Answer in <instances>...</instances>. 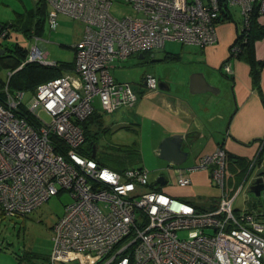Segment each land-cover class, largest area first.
<instances>
[{
	"label": "built area",
	"instance_id": "obj_1",
	"mask_svg": "<svg viewBox=\"0 0 264 264\" xmlns=\"http://www.w3.org/2000/svg\"><path fill=\"white\" fill-rule=\"evenodd\" d=\"M44 1L50 29H56L59 14L82 22L84 28L74 45L71 71L39 83L27 99L25 91H10L4 85L2 214L25 216L53 195L68 193L71 201L52 225L48 264H264V212L253 207L248 196L234 208L245 182L238 183L230 195L226 192L223 147L200 154L189 168L211 167L210 182L221 191L214 208L199 210L157 189L144 167L119 171L84 154L85 133L80 125L97 110L95 99L105 113L136 101L130 82L114 78L115 60L161 48L167 40L212 45L221 13L238 8L241 37L231 44L221 64V70L230 74L249 18L253 12L264 14V0H124L137 14L121 18L112 15L111 0ZM42 44L35 43L19 67L26 61L55 64L46 60ZM142 82L149 90L158 89L152 73L146 72ZM255 164L256 157L248 170ZM173 168L178 185L188 186L189 176ZM179 230H186L187 236L179 237Z\"/></svg>",
	"mask_w": 264,
	"mask_h": 264
},
{
	"label": "crops",
	"instance_id": "obj_2",
	"mask_svg": "<svg viewBox=\"0 0 264 264\" xmlns=\"http://www.w3.org/2000/svg\"><path fill=\"white\" fill-rule=\"evenodd\" d=\"M0 4L3 6L0 8L3 9L2 12L12 11L20 20H28L27 24L15 27L18 29L25 27L27 30L25 34L31 37L33 43L42 41L46 60H49L44 44L46 40L42 38L48 12L45 1L0 0ZM58 17L61 21H66L68 16L59 14ZM4 20L0 19V23L7 22ZM75 21L73 43L69 45L72 56L61 60L72 62L73 67L74 45L80 39L84 28L82 22ZM255 21L257 26L264 28V14L257 15ZM241 26L242 19L238 8L229 11L225 9L216 24L217 41L214 44L199 47L167 40L176 41L179 46L175 50H169L166 48V41L161 48L138 53L137 62L144 64L145 69L140 73L141 85L136 91L137 99L134 104L119 108L115 121H110L117 123L118 118L119 124L130 126L129 129L132 126L137 127L133 132L137 139L133 143L140 148L141 162L138 166L149 171L160 172L159 168L166 165V162L157 155L160 140L168 135L182 134L183 146L189 151V156L183 164L174 167H179L189 176L190 184L178 185L174 168L167 171L169 181L166 185L155 186L154 182L151 184L172 197L189 201L199 210L214 208L221 191L210 182L211 167L207 170H189L197 156L212 152L216 147H223L226 150V170L229 168L230 171L225 177V190L230 195L233 186L239 181L230 172H244L242 162L250 160L258 149L259 140L264 138V35L253 40L249 56L259 69L258 83L253 81L246 51L232 58L230 74L221 70V64L227 60L229 48L241 32ZM73 67L63 72L71 71ZM146 72L155 74L159 78L158 82L167 86L169 91L159 87L157 90L147 89L142 82ZM112 74L116 80H120L119 59L113 62ZM200 74L215 86V93L204 89V80ZM169 96H173V101ZM96 111L101 113L99 109ZM188 142L191 143V147L187 146ZM196 184L211 185L212 188L206 194L196 195ZM49 254L45 263H35L27 255L10 250L4 241H0V264H48Z\"/></svg>",
	"mask_w": 264,
	"mask_h": 264
},
{
	"label": "rangeland",
	"instance_id": "obj_3",
	"mask_svg": "<svg viewBox=\"0 0 264 264\" xmlns=\"http://www.w3.org/2000/svg\"><path fill=\"white\" fill-rule=\"evenodd\" d=\"M111 1L112 4L110 11L115 17L121 18L125 15L137 14L130 3L125 2L124 0ZM2 7L3 6H0V8ZM2 11L3 9H0V19H5L4 21H7V23H13V25L8 26V34L1 38L3 43L7 44L9 48H15L18 44L20 47L27 50V54L28 52L30 53V49L34 45L33 40H31L30 36L25 34L27 32L25 27L22 29L15 27L18 25L21 26L23 24H27L28 20H20L18 15L12 11ZM21 15L24 17L26 16L25 14ZM74 23H76L75 19L69 16L66 17V21H61L58 17V25L56 29L52 30L49 28V22L46 19L42 38L46 40L44 44L46 51H48L47 58L49 60L61 61L69 59L72 56V49L69 45L73 43L72 39L74 35ZM165 44L166 48L169 50H175L179 46V43L176 41H167ZM137 54L138 53H134L124 59H119V79L121 81L126 80L130 82L135 91H138V86L141 85L140 73L145 69L144 64L142 65L137 62L139 61ZM8 72L9 71L7 69H3L0 72V75L4 78H7ZM156 78L159 81L157 76ZM29 96L30 93L26 92L25 98L27 99ZM95 100L96 108L100 110V104L97 99ZM115 112L105 113L101 111L102 116L100 124L98 127L95 125L92 128L93 130H97V133H95V137L93 138L96 141L95 158L103 165L111 168H121L132 165L138 166L141 162L140 148L133 143L134 140L137 139L136 134L133 133L137 127L132 126L131 129L134 130H131L129 129L130 126L125 127L124 125L119 124L118 118L116 120L117 123H110L111 120L114 122L115 117H117L118 112ZM84 143L85 144H83V146H85L86 143L88 145L89 141H85ZM145 143L147 146V142ZM145 152H147V150ZM146 157H148V155ZM247 170L248 168H246L242 173H234V171L230 172L233 174V177L239 179L237 184L243 179L245 182L241 193L234 203V208L241 207L243 205V200H245L247 196L251 200L253 198L252 193L248 190V183L249 178L256 171V166L252 169L249 177L245 180L244 177ZM229 171V168H227V170H225L226 174H228ZM158 173L159 171H149V181L154 182L158 176ZM235 185L233 186V189ZM210 188H212L211 185L207 186L205 184H196L195 194H206ZM70 201L71 198L65 191L60 192L57 195H53L47 201L25 216L1 214L0 241H4L5 246H8L10 250L27 255V257L32 259V261L35 263H45L47 255L50 253L52 248V225L57 220V218L62 215L65 204L69 203ZM178 236L185 238L187 236V231L179 230Z\"/></svg>",
	"mask_w": 264,
	"mask_h": 264
},
{
	"label": "trees",
	"instance_id": "obj_4",
	"mask_svg": "<svg viewBox=\"0 0 264 264\" xmlns=\"http://www.w3.org/2000/svg\"><path fill=\"white\" fill-rule=\"evenodd\" d=\"M257 15L258 14L256 12H253L249 18V27L247 28L246 34L244 36V41H241V50L239 53L240 55L246 51L248 57L247 59L251 64V75L255 83H258L259 69L255 66L253 58L249 57L252 51L251 45L254 39L260 37L261 35H264V28H261L256 24L255 19ZM1 24L2 27L0 28V33L6 31V36L8 34V26L13 25V23L3 22ZM239 36L241 37V35ZM0 47L5 49V52L3 54H0V72L3 69L11 71V74L7 76V78H4L0 75V100H4L3 88L6 84L10 91L22 90L25 92H34L39 83L51 79L53 77L59 76L63 73V70L71 69L73 67L72 62L67 61H55V64L53 65L43 64L39 61H26L22 64L21 67H19V65L26 59L27 50L20 47L18 44L15 48H9L8 45L4 44L1 39ZM25 114L28 120L31 122V115L26 112ZM100 116L101 113L94 111L84 121L80 122V125L85 133V141H89L88 145L86 143V145L81 148V151L89 156L91 155L92 144H96V141L93 138L95 137V133H97V130H93L92 128L95 125L98 127L101 122ZM248 162H242V170L245 171ZM129 167L142 166L132 165L124 166L121 168L112 167V169L122 171ZM1 214L2 212L0 211V215Z\"/></svg>",
	"mask_w": 264,
	"mask_h": 264
},
{
	"label": "water",
	"instance_id": "obj_5",
	"mask_svg": "<svg viewBox=\"0 0 264 264\" xmlns=\"http://www.w3.org/2000/svg\"><path fill=\"white\" fill-rule=\"evenodd\" d=\"M1 27L2 24L0 23V28ZM4 52L5 49L0 47V54H3ZM202 78L204 80L203 81L204 89L215 93V86L210 84L208 81H206L203 75ZM158 87L164 91L167 92L169 91V88L165 85L163 86L161 82L158 83ZM169 97L173 101V96H169ZM183 140H184V136L182 134L168 135L160 140L158 144L157 155L166 162V165L159 168L160 172L158 177L154 181V185L157 186L166 185L169 181V178L167 176V171L170 168H173L174 166H179L183 164L187 160L189 156V151L184 149L182 142ZM187 146L191 147V143L188 142ZM95 155H96V146L95 144H92L91 156L95 157ZM262 175H264V170L258 171L257 173H255V176L251 179L250 183L248 184L249 185L248 190L253 195L252 198L253 206L258 211L261 210L264 211V207H262L260 204H257V201H259L258 199H260V201H262V205H264V177H262ZM253 199H255L256 202Z\"/></svg>",
	"mask_w": 264,
	"mask_h": 264
},
{
	"label": "flooded vegetation",
	"instance_id": "obj_6",
	"mask_svg": "<svg viewBox=\"0 0 264 264\" xmlns=\"http://www.w3.org/2000/svg\"><path fill=\"white\" fill-rule=\"evenodd\" d=\"M35 44V43H34ZM227 153V152H226ZM256 157V164L252 167V169L256 166V171L253 173V175L249 178V183L251 181V179L255 176V173H257L258 171L264 170V138H261L259 140L258 143V149L255 152V154L250 158L248 165L246 166V168H248V166L250 165V162L252 161V159ZM227 165V163H226ZM252 169L250 168V170H247L245 177L246 179L249 177L250 172H252ZM226 170V169H225ZM262 177H264V175H262ZM248 183V184H249ZM249 186V185H248ZM255 201V199H253ZM259 201H257V204H260L262 207H264V205H262V201H260V199H258ZM250 203L253 205V201L251 199H249ZM256 202V201H255ZM254 202V203H255ZM254 207V206H253ZM262 211V210H261ZM264 212V211H262Z\"/></svg>",
	"mask_w": 264,
	"mask_h": 264
}]
</instances>
